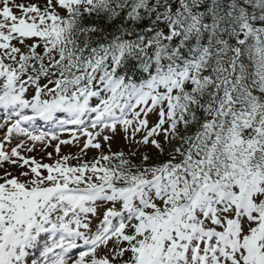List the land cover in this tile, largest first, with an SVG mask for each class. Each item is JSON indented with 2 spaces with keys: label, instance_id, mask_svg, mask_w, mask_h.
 I'll list each match as a JSON object with an SVG mask.
<instances>
[{
  "label": "snow or ice",
  "instance_id": "snow-or-ice-1",
  "mask_svg": "<svg viewBox=\"0 0 264 264\" xmlns=\"http://www.w3.org/2000/svg\"><path fill=\"white\" fill-rule=\"evenodd\" d=\"M0 129V264H264V0H0Z\"/></svg>",
  "mask_w": 264,
  "mask_h": 264
},
{
  "label": "rangeland",
  "instance_id": "rangeland-1",
  "mask_svg": "<svg viewBox=\"0 0 264 264\" xmlns=\"http://www.w3.org/2000/svg\"><path fill=\"white\" fill-rule=\"evenodd\" d=\"M16 3H24L26 5L36 3V4H43V0H16ZM15 14L19 15V12L14 8L13 9ZM32 93V89H29V92L26 93L29 96ZM96 102V101H95ZM94 102V104H95ZM93 104V105H94ZM149 124L150 126L155 122L156 117L154 114H149ZM4 129H0V139H2L4 135ZM105 134L112 137V139L108 142L111 145V151L112 152H119L124 151L127 153L132 147L134 149V146L129 144V141L125 140L123 138V133L120 130L119 126L117 127V132L115 134L111 133L110 131H106ZM79 141L73 140L71 144H60L59 145V154L56 152V145L59 143V140H48L46 139L43 143L36 142L34 146V150L31 152L28 151H21V155L25 156L26 158L35 159V161L39 164H55L58 159H61L64 156H69L70 159L68 161L69 165L76 166L78 163H84V162H90L92 161L93 157H98L100 155V151H103L105 154H108V144H104L102 137H99L98 140L102 144L101 150H96L89 148L86 150V155L81 154L80 150L83 147L85 137L79 136ZM139 135L137 136V139H139ZM21 139L19 137H13L11 144H6V148L10 149L11 147H14L15 144L18 142V140ZM72 136H66L64 138H60V140H72ZM29 147H33L32 142H27ZM153 148L151 145L143 146L139 149L140 155H143L144 153L150 154L152 152ZM49 154H51L49 156ZM77 155L81 156V159L77 161L75 158ZM133 163H138L140 161V156L137 157H129ZM10 171L14 176H19V173L21 171H28V167L26 166L24 169L19 168L18 165H11L8 163H4L2 167H0V175H3L4 171ZM41 172L46 175V170L41 169Z\"/></svg>",
  "mask_w": 264,
  "mask_h": 264
},
{
  "label": "trees",
  "instance_id": "trees-1",
  "mask_svg": "<svg viewBox=\"0 0 264 264\" xmlns=\"http://www.w3.org/2000/svg\"><path fill=\"white\" fill-rule=\"evenodd\" d=\"M165 148L167 150V145H165ZM168 159L167 154L161 155L158 150L154 152L153 154L149 155V161L148 163H161L164 160Z\"/></svg>",
  "mask_w": 264,
  "mask_h": 264
}]
</instances>
